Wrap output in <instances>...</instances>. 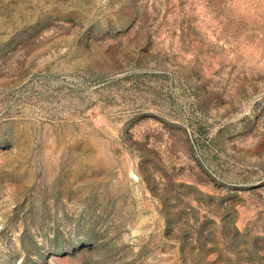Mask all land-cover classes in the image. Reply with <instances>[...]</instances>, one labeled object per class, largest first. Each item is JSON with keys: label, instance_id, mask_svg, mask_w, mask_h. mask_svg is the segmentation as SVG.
Segmentation results:
<instances>
[{"label": "rangeland", "instance_id": "obj_1", "mask_svg": "<svg viewBox=\"0 0 264 264\" xmlns=\"http://www.w3.org/2000/svg\"><path fill=\"white\" fill-rule=\"evenodd\" d=\"M0 264H264V0H0Z\"/></svg>", "mask_w": 264, "mask_h": 264}]
</instances>
